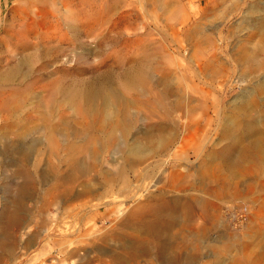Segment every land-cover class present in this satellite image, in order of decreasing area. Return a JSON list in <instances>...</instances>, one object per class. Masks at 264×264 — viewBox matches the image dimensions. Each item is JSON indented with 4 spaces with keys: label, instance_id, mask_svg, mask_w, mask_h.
<instances>
[{
    "label": "rangeland",
    "instance_id": "obj_1",
    "mask_svg": "<svg viewBox=\"0 0 264 264\" xmlns=\"http://www.w3.org/2000/svg\"><path fill=\"white\" fill-rule=\"evenodd\" d=\"M14 2L0 0V72L25 60L27 55L33 56L29 68L25 64L14 82L0 83V102L10 92L28 95L18 116L0 113V136L5 135L8 140L15 137L16 129L10 124L15 117L37 121L41 108L38 101L46 96L44 84L61 74L74 79L109 75L117 81L122 69L136 63L149 68L154 80L165 76L171 89L179 93V97L173 93L169 98L177 99L182 106L172 119L177 127H182L179 135L183 137L174 141L168 154L159 156L153 148L155 142L150 145L148 140L160 134L156 126H151L160 113L150 117L146 114L149 110L138 106L140 117L127 142L139 140L153 150L145 158H133L135 169H128L129 187L123 194L119 179L108 185L98 172L115 173V166L122 164L116 144L121 148L122 143L115 139L106 144L100 131L89 128L86 146L91 149L93 169L87 181L77 177L72 186L78 191L84 180L91 191L74 198L66 207L51 192L58 180L42 182L36 173L33 196L22 203L25 211L29 210L28 216L22 215L27 227L1 225L4 233L16 235L17 240H24L31 232H35L36 240L26 248L17 245L12 254L0 247V264H123L121 258L124 264H173L166 227L159 226L161 234L155 238L143 229L138 240L134 232L153 218L147 208L137 211L138 205L174 196L193 203L187 219L182 211L174 213L179 226L187 225L183 233H177L175 242L181 257L175 264H264V157H252L246 164L251 171L235 177L216 173V179L208 176L200 182L201 177L193 173L208 154L215 158L212 161L218 168L233 158L235 147L221 139L218 125L221 118L233 112L243 100L240 96L244 90L258 77L240 81V67L230 64L219 65V71L212 74L205 62L206 52H220L223 56V47L229 56L239 43L247 42L246 35L264 0H241L242 5L234 2L237 8L231 7L232 0L223 4L219 0H62L54 5L56 15H49L45 30L49 34L43 43L9 51L3 26L11 16ZM253 5L258 10L250 11ZM225 10L229 14L223 21L220 17ZM205 36L215 43L214 48L206 46L207 51L198 42ZM39 51L48 55L38 57ZM159 87L156 85V89ZM80 112L74 113L77 127L82 126ZM85 138L77 135L75 143L81 144ZM48 150L49 147L39 146L38 156L34 155L39 166H43ZM49 157L51 166L57 165L56 158ZM3 158L0 155V212L4 202L2 178L10 176L14 184L22 180L11 176L15 167L5 166ZM114 161L116 165H112ZM60 166L64 172L65 165ZM178 168L191 175L172 182L171 172ZM180 183L191 186L179 191L176 186ZM131 213L136 216L130 217ZM46 227L48 231L42 232ZM160 241L167 243L164 251H159ZM58 243L67 249L66 253L59 252Z\"/></svg>",
    "mask_w": 264,
    "mask_h": 264
},
{
    "label": "bare ground",
    "instance_id": "obj_2",
    "mask_svg": "<svg viewBox=\"0 0 264 264\" xmlns=\"http://www.w3.org/2000/svg\"><path fill=\"white\" fill-rule=\"evenodd\" d=\"M57 1L62 0H15L11 8V16L4 20L3 26L4 38L7 46H9V51L25 50L43 43L44 38H47L49 34L48 31H45L46 26L48 27L50 23L49 15H56L54 5ZM219 1L223 4L227 0ZM232 1L231 7L235 6L234 8H237L235 3L243 4L241 0ZM256 10L258 7L251 6L250 11ZM259 10L261 12L257 14L258 17L253 19L251 31L246 35L247 42L239 43L232 55H225L223 47L220 48L223 56L220 52L209 54L206 46L207 48L215 47L212 38L205 36L198 40L199 43H203L202 47L207 51L205 62L212 74L219 71V65L230 64L240 67L238 79L240 81L247 80L248 77L255 78L258 76L256 82L253 81L250 86H247L248 89L244 90V94L240 96L243 100H240L241 102L235 106L233 112L226 115L223 120L221 118L218 125L221 139L228 146L235 147L233 158L224 165L225 167L218 168L212 161L215 158L209 157V154L206 155L208 158L201 159L197 169L193 172L196 176L201 177L200 182H203V179H209L208 176L216 179V173H225L232 177L243 175L251 171V167L246 164L252 157H264V98H262L264 95V2ZM228 14L229 12L225 10L220 19L224 21ZM39 55L45 57L48 54L39 51L36 56L40 57ZM31 56L33 55H27L25 60H18L5 67L0 72V83L5 85L7 82H14V79L22 73L25 64H28L27 67L29 68ZM262 76L261 81L257 82V79ZM153 78V73L149 68L136 63L122 69L117 81L109 75L74 79L67 74H61L57 79H52L44 84L46 96L38 101L41 108L36 122H31L26 118L25 121H22L20 117H15L16 119L10 122L11 126L16 129L13 131L15 137L8 140L5 135L0 136L3 139L0 155L5 157L3 158L5 166L15 167L11 176L20 177L22 180L14 184L10 181V176L2 178L1 190L4 202L0 212V247L3 251L12 254L17 245L26 248L28 245H33L36 240L35 232L26 234L24 240L22 238L17 240L16 235L4 233L1 229L2 223L6 226L14 224L18 228L27 227L26 220H23L22 215L28 216L26 212L29 210L25 211L22 203L25 199L33 196L31 193H34L33 185L35 184L36 173L42 182H48L54 178L58 180V183L53 185L51 192H55L54 196L59 198L66 207L74 198L79 195L84 196L91 191L87 187L88 182H86L89 172L93 169L89 157L91 149L88 150L89 148L86 146L89 141L87 136L89 128L100 131L106 144L112 143L115 139L122 143L123 147L121 148L116 144L118 149L116 150L120 154L122 164L116 165V161L112 163V165H116L115 173L109 175L104 171L99 170L98 172L102 175L101 179L108 185L112 180L119 179L118 186L121 183L120 191L123 194L129 187L128 169L133 171L135 169L134 163L136 161L133 158H145L153 150L148 144L139 140L132 139L131 143L127 142L128 136L135 129L136 122L140 117L138 106L149 110L146 114L150 117L156 116L157 112L160 113L156 116V123L151 125L156 126L160 134L157 138L148 140L150 145L155 142L153 148L159 153V156L168 154L174 141L179 142V139L183 137V135H179V131L183 129L180 125L178 128L174 124L172 114L182 111V106L177 99L169 98L176 91L171 89L170 80L165 76L157 80ZM29 84L31 85V83L27 84L28 88H30ZM156 85H161L159 87L161 89H156ZM178 95L179 93L175 94L176 97H179ZM27 98L26 93L10 92L0 102V113H4L8 117L18 116L17 111L24 107ZM132 109H135L134 112H131ZM78 111H81L79 114L82 126L80 127L75 124L74 113ZM252 112H254L253 115ZM96 116H99L100 119L97 120ZM17 119L19 120L17 121ZM147 128L151 127L148 126ZM36 132L40 135L32 136ZM77 135L86 136L83 142L78 145L75 143ZM40 145L44 148L49 147L43 166H39V159L34 158V155L38 156ZM83 149L86 151L83 152ZM49 156L56 158L57 165L51 166L48 162ZM60 165H65L64 172L61 171ZM188 175L191 174L182 172L178 168V170L171 172L170 180L173 182ZM77 177H83L86 180L80 183L81 188L78 191L74 190L72 186V181L76 180ZM189 186L191 185L180 183L176 187L182 191L188 189ZM216 189L218 191V188ZM192 200L201 204L204 203V200L203 202L197 199ZM192 206L193 203L188 202V199L178 196L167 199L157 198L155 202L138 205L137 211H144L147 208L149 211H146L150 212L153 218L146 224L143 223L141 225L143 228H138L134 235L140 240L141 234L144 232L143 229H145L155 238L161 234L159 226H163L164 229L166 227L173 254L170 260L175 264L181 257H179L180 253L178 252L180 247L175 242L177 233H183L187 225L179 226L174 213L182 211L184 218L187 219L190 211H192L190 209ZM129 215L130 217L136 216L135 213ZM127 220L130 221V218L128 217ZM46 231H48V227L42 230V232ZM158 244L159 251H164L167 243L160 241ZM57 249L63 253L67 251L60 243H58ZM131 258L133 257L131 256ZM120 263L124 264V258L120 259Z\"/></svg>",
    "mask_w": 264,
    "mask_h": 264
}]
</instances>
